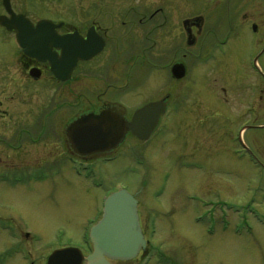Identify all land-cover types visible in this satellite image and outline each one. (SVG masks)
<instances>
[{
  "label": "rangeland",
  "instance_id": "1",
  "mask_svg": "<svg viewBox=\"0 0 264 264\" xmlns=\"http://www.w3.org/2000/svg\"><path fill=\"white\" fill-rule=\"evenodd\" d=\"M59 1L60 11L62 7L102 9L98 20L108 27L110 35L114 33L111 23L117 14V22L121 23L120 13H128V21L139 18L145 8L152 10L161 5L159 0ZM193 1L180 0V6L171 1L169 6L177 9L175 15L179 13L183 19ZM85 17L95 19L97 15ZM118 42L113 38L110 43L113 47ZM141 48L118 47L117 54L123 59L117 58V62L108 49L103 58L107 62L99 65L102 71L96 78L70 81L63 96L54 91L58 101L63 98L77 104L61 110L66 117L74 115L77 108L106 87L113 92L123 86L124 91L119 89L120 93L111 97L119 108L129 112L168 96L169 103H178L180 111L172 108L148 143L128 139L119 147L116 160L68 159L72 153H66L56 136L38 144L16 140L17 130L28 127L33 120L31 115L37 109L33 107L42 105L47 98L45 91L40 92L39 83L28 81L24 74L18 81L6 80L3 97L7 112L5 117L0 115V128L6 138L14 136V140L0 144V170L6 176L5 182H0V264H47L48 256L60 247L84 246L103 199L122 187L139 193L144 218L149 207L162 208L157 231L149 237L156 249L162 245V250L180 257L184 264H264V174L260 175L247 158L256 151L264 163V128L242 130L241 139L253 149L238 160L232 153L233 146L238 145L232 139L237 138L241 125L225 120L232 107L217 106L216 96L214 101L210 95L207 98L206 62L197 64L190 55L186 59L188 72L182 80L172 79L167 69L150 70L146 76L145 52ZM172 50L168 48L165 63L173 61ZM199 50L203 49H196ZM156 60L163 62L158 57ZM14 82L20 94L11 96ZM217 94L223 95L221 90ZM208 104L213 107L209 105L208 109ZM213 109L215 128L211 130L206 124L207 114ZM211 139L213 146H209ZM140 154L145 166L141 165ZM195 161L204 167L198 169ZM192 164L195 168L188 167ZM190 195H195L197 202L190 201ZM207 201L213 202L216 220L226 215V231L219 230L216 220L208 215ZM217 204L224 208L225 215ZM139 254L115 264H141ZM157 260L153 256L149 264H158Z\"/></svg>",
  "mask_w": 264,
  "mask_h": 264
},
{
  "label": "flooded vegetation",
  "instance_id": "2",
  "mask_svg": "<svg viewBox=\"0 0 264 264\" xmlns=\"http://www.w3.org/2000/svg\"><path fill=\"white\" fill-rule=\"evenodd\" d=\"M171 1L180 6V0H159V4H161L159 7L152 10L145 8V13H142L137 19L127 21L129 14L124 13L122 15L120 13V16H122L120 18L121 23L117 22V14L116 18L112 19L111 26L113 25L114 33L110 35L108 27L104 28L98 20L103 15V10L100 8L80 7L77 9L73 7L71 11L69 8L62 7V11H60L59 6L62 2L59 0H9L8 3L7 0H0V115L5 117L7 112L4 109L5 99L3 96L7 90L5 87L8 78L14 80L18 78L15 80L18 81L21 74L26 75L28 81L39 83L40 92L45 91L47 98V101L42 105L33 107L37 108L34 115H31L33 120L29 121L28 127L24 126L17 130L15 139L38 144L45 139H53L56 136L62 141L66 153L71 152L67 137L69 124L82 114L98 113L109 106H118L114 103V97H111V95L120 93L123 86L121 89L117 88L116 92L109 91V87H106L102 92L99 91L93 98H89L84 102L83 106L77 108V111L71 117H66L67 115L62 111L65 108H70L71 105H73L71 108H75L77 104L65 102L63 98L58 101L54 98V91L61 93L63 96L65 91L68 92L67 85L70 81L96 78L102 71L98 67L104 61L103 58L108 49L112 51V58L117 62V58L123 59L119 58L117 54L118 47L133 48L135 46L142 47L141 49L145 52V57L142 58L145 63V71L148 72H145L146 76H149L150 70L167 69L170 70L172 79L182 80L185 77L182 79L173 77L172 68L175 64L183 63L186 66L187 74L186 59L190 55H192L190 58L194 59L197 64L206 62L207 98L210 95L213 97L212 101H214L216 96L217 103L215 104L217 106L227 104L228 108L232 107L231 114L227 117L225 115V120L230 119L235 125H241L237 138L234 136L232 139L238 145V147L233 146L232 153L238 160H242L245 154L250 153L253 148L241 139L242 130L245 128H264V0H194L189 14L183 19H181V14L175 15L177 9L169 6L173 4ZM13 14L24 15L33 24L34 28L41 21H49L50 26H47V29L52 30L51 33L55 31L59 37H69L68 41L71 46L66 45L68 47L67 53L65 54L62 47L51 46L49 49H44L46 51L44 52L45 56L38 57L27 54L16 41V28L9 29L1 23V20L11 19ZM86 15H97V18H86ZM21 28L29 29L30 27L26 25ZM32 36L39 37L42 34H33ZM113 38L119 40L118 43L120 44L118 46L115 44L113 47L111 46L110 42ZM183 44L185 47L182 46ZM6 47H8L7 50ZM169 47L173 49L171 54L173 55V61L165 63L164 61L168 56L166 52ZM186 47L195 49V52L187 51ZM197 48L203 50L196 51ZM154 49H157L158 52H155ZM37 50L32 53L38 54L39 51ZM142 54L144 53L142 52ZM157 57L164 63L157 61ZM104 62H107V59ZM105 74L107 73L105 72ZM16 83L13 84L14 88L11 96L20 94V89ZM44 86L45 88H43ZM220 90L223 94L222 97L217 94ZM166 98L167 111L161 116L158 127L163 125L164 118L168 116L172 108L176 112L180 111L178 103H169V96ZM153 101L156 100L149 102ZM209 105L211 104H208V109ZM211 106L213 107V105ZM140 107L142 106L138 108ZM138 108L133 112L123 109L125 117L130 120ZM213 115L214 109L207 114L206 126L211 130L215 128L212 120ZM246 116L249 118L246 119ZM62 117H66V119L60 122ZM156 130L153 134L156 133ZM127 136L121 145L128 139L141 140L132 133ZM151 139L152 137L147 141H141L148 143ZM9 140L13 143L14 136L10 139L6 138L0 128V144L6 145ZM212 144L211 139L209 146H213ZM118 149L119 147L99 157H81L72 151L71 156L68 154V159L70 157V159L78 157V159L85 160L101 158L104 161H111L116 160L119 156ZM138 157L141 158V165L145 166L143 154ZM247 158L260 175L264 174V163L259 153L255 151V154H252L251 157L247 156ZM195 162L198 169L204 167L202 162ZM195 166L192 164L188 167L195 168ZM2 172L3 170H0V182H5L6 176ZM112 192L114 191L109 192L107 195ZM132 194L138 201L140 224L146 240V248L140 251L138 261L149 264L150 258L155 256L158 259V264H184L180 257L177 258L165 249L162 250V245L159 249H156L149 240V237L157 231L156 221L162 215V208L149 207L150 211L144 218L139 193ZM194 196L190 195L189 199L192 202H197ZM220 202L222 203V200ZM212 204V201L206 202L207 213L214 220L217 216L216 210L214 213L212 211L214 209ZM221 205L217 204L216 207L219 209L222 207ZM102 209L93 224L101 218ZM220 211L221 214L225 215L224 208H221ZM225 217L221 221L214 220L219 230L226 231L227 229L224 222ZM197 218V215L194 216L195 220ZM209 231L213 232L212 229ZM84 244L82 246L83 252L88 255L92 252V244L89 239ZM127 261L116 260L111 263Z\"/></svg>",
  "mask_w": 264,
  "mask_h": 264
},
{
  "label": "water",
  "instance_id": "3",
  "mask_svg": "<svg viewBox=\"0 0 264 264\" xmlns=\"http://www.w3.org/2000/svg\"><path fill=\"white\" fill-rule=\"evenodd\" d=\"M1 23L9 29L16 28L19 47L31 56H45L44 49L51 46L62 47L66 54L71 46L68 36L59 37L54 30L51 33L52 30L47 29L49 21H41L34 28L24 15L13 14L11 19L1 20ZM26 25L30 28H21ZM33 34L42 36L35 37ZM35 50L39 53H32ZM172 74L176 79L184 78L186 66L183 63L175 64ZM166 99L149 102L138 108L131 120L116 105L98 113L82 114L67 128L71 150L81 157H99L120 147L129 133L148 140L166 111ZM89 239L92 243L89 255L85 256L78 247L59 248L49 255L47 264H112L111 261L114 260L127 261L135 258L141 248H146L135 196L126 189L111 193L105 199L102 218L90 229Z\"/></svg>",
  "mask_w": 264,
  "mask_h": 264
}]
</instances>
